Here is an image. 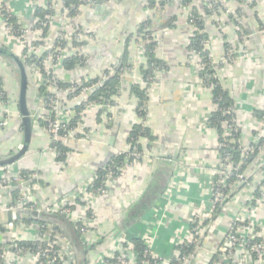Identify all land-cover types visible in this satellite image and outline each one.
Wrapping results in <instances>:
<instances>
[{"label":"crops","instance_id":"0c3cea01","mask_svg":"<svg viewBox=\"0 0 264 264\" xmlns=\"http://www.w3.org/2000/svg\"><path fill=\"white\" fill-rule=\"evenodd\" d=\"M215 1L231 12L230 15L221 10L216 16L205 17L208 46L216 61L215 78L233 98L242 135L250 137L257 134L253 114L264 104V0ZM53 3L54 0H0V5L16 20L18 29L24 31L26 43L36 41L33 29L38 19L35 11L49 6L55 9V14L48 22L45 42H54L61 30L71 33L75 28L90 36L67 54L84 55L87 58L84 66H76L70 71L60 64L53 68L59 82H80L102 76L126 57L132 67L121 77L116 105L108 108L110 115L99 116L103 107L89 105L76 128L61 137L60 141L69 148L64 162L58 159L56 149L51 146V134L41 123L42 118L49 121L51 111L42 100L48 96L40 95L38 91L46 79L39 77L34 68H27L28 104L29 108H36L37 113L33 117V133L26 155L14 164L0 166V224L7 228L3 209L14 201L15 191L20 194V186L7 188L2 185L3 176L21 172L30 177L32 202L42 212H56L60 202L76 205V199L83 197L78 191L85 184H91L97 171L105 168L119 151L127 149L132 128L141 122L138 99L132 94L131 86L142 82L140 66L147 61L145 49L149 42L136 32L141 23L152 17L159 21L155 28L162 27L156 32L154 28L153 37L162 39L156 48V56L165 67L156 73V81L148 90L147 115L143 124L149 136L139 139L143 157L135 166H126L118 176L109 179L104 195L88 194V204L77 205L69 219L74 222L86 217L89 207L96 214L89 237L94 244L101 242V245L90 252V264H97L103 253L130 254L124 244H130L133 237L143 239L157 257L174 256L178 254L176 247L180 242L191 238L194 218L209 205L221 161L218 150L221 135L210 122L217 110L213 90L203 83L198 60H190L193 52L190 40L196 27L189 21V15L193 10L203 13L205 5L199 0H104L96 9V0H84L71 15L69 9L61 8L59 3L55 8ZM161 21L172 22L173 27L166 28ZM164 31L168 33L165 37L162 36ZM245 37L247 45H243ZM24 44L20 38L7 34L0 21L1 47L21 58ZM228 48L235 49L239 55L232 63L226 61ZM46 92L57 96L60 104L69 111H60L65 122L77 116L75 107L87 98V93L69 98L68 92L57 90L52 84L47 86ZM0 93L1 160L20 149L24 134L19 111V75L1 56ZM260 157L250 165V173L260 169ZM252 176L253 180L255 174ZM152 193L157 194L152 208L141 213L139 219L136 213L134 217L141 200ZM247 194L233 196L228 206L238 210L246 203ZM231 218L219 226L216 220L207 224L204 235L193 244L196 247L190 264H226L220 248ZM256 219L258 229L264 227L263 205L256 208ZM23 221L17 222L19 225L9 232H0V243L38 240L40 230L26 223L29 225L27 230ZM47 236L46 232L44 239ZM259 240L264 244V237ZM71 250L75 252L72 244ZM233 262L256 264L251 253L243 247L236 248ZM11 264H36V259L32 254H25Z\"/></svg>","mask_w":264,"mask_h":264},{"label":"built area","instance_id":"2783aa9c","mask_svg":"<svg viewBox=\"0 0 264 264\" xmlns=\"http://www.w3.org/2000/svg\"><path fill=\"white\" fill-rule=\"evenodd\" d=\"M54 1L55 3H53V7L56 8L58 3L57 0ZM58 1L62 3L63 0ZM199 2H201L202 5H205L210 10L211 16H216L218 10H223L231 15L230 10L225 5L216 7L217 2L215 0H199ZM51 17L52 15L47 17L49 21ZM10 18L11 14L8 12V10L3 5H0V21L3 23V27L6 33L9 35H14L18 39L20 38V40L25 43L24 49L26 48V46L29 47V56L35 55L36 57H40L36 55L38 50L44 51V56L41 57L40 62H38L42 65L41 68L37 69L38 63H35L33 65L35 66L34 69L37 73L40 74L38 75L39 77L45 78L49 84L54 85L57 90H60L57 88L59 79L57 75L53 74V68L58 64L62 65L63 60L67 56H69L67 54H69L71 51H73V49H75L74 43H84L85 40L88 39L90 36H88L79 28H75L71 33L64 32L61 30L57 39L54 42L39 43L37 46H35L31 44L30 41L29 43H26L28 42V40L25 38V34L23 33L24 31H14L13 25L9 23ZM192 22L193 21H191V23ZM36 23L40 27L34 29L35 40H44L42 39L41 26H46V23H44L40 19H38ZM167 34V31H164L162 36L165 37ZM244 39L245 40L243 45H247L245 44L247 43V38L245 37ZM156 41H158L159 45L162 39H158ZM204 47L205 50L208 52V58L211 60L213 65H216L214 54L210 52L208 42H205ZM225 54L227 59L226 61L231 63L234 62L239 56L238 52L232 48H228ZM21 60L24 65L29 68L26 64V59L22 58ZM190 60H198L200 71H203L207 68L205 61L201 57L200 53L197 51L192 52V54L190 55ZM130 69L128 68L125 71H131ZM41 70L43 72H41ZM99 86H102L101 81H98L97 83L92 84L88 87H84L81 90L80 95L82 96L83 94L92 92L96 87ZM61 90H64L69 93L71 91H74L75 89L68 88ZM47 99H50V96L46 97V99L44 96L42 100L46 102ZM92 104L100 105L98 103L93 102L88 104L87 107ZM51 105L53 106L54 110L49 111L50 118L48 130L51 134L52 141L56 142L60 141L61 137H64L60 136V132L63 129V123L65 122L60 111L62 110L66 113H68L69 111L64 108L65 105L60 104V101L58 100L57 96L51 99ZM100 106L103 107L102 105ZM60 107L62 109H60ZM236 111L237 110L234 107L223 112V115L227 116V118L222 121L224 131L223 135L225 137H232L234 134L240 132L241 130L237 122ZM253 115L257 122V134H254L250 137H244L243 135H241L231 140L232 145L240 151L239 160H234L232 158V154L230 153H221V149L226 148L228 146V143L219 142L218 150L221 156V161L219 170H217L216 172L214 184L212 186V195L209 205L205 210L201 212V215L199 217H195L199 221L198 225L193 228V233L189 241L180 242V244L182 245H193L197 243L199 241V238L205 233V230L207 228V221L211 219L216 209L220 207L219 215L216 218L217 226L225 222L227 218L232 217L230 221L231 223L229 230L227 231L223 244L220 248V252L224 256L226 264L234 263L233 260L237 247H243L245 250L249 251L251 255L254 256V261L256 262V264H264V244L263 242L259 241L260 238L264 237V227L260 226L262 228L258 229L259 225H257L256 219V208L261 205L264 206V142H262L261 140V138H264V104L260 109V114L256 115L254 113ZM140 120L141 122H139V124L144 125L143 116L140 117ZM139 141L140 140L128 143L126 150H121L118 152L117 155H124L122 164L112 161L108 166L105 167L106 173L103 178V187L94 190V192L90 193L88 192L90 184H85L80 189V191H78V194H82L85 201L88 194H94L96 196L104 195L107 191L106 184L109 179L122 172V170L126 166H135L141 161L143 157V152L139 148ZM256 153L257 157L261 156L260 158L262 159L260 169L250 173L249 166L245 172L242 171V168L246 163L247 157ZM253 173L255 174V177L253 180H250V178H253ZM231 177H233L235 180L230 182L229 180ZM247 177L250 178L247 179ZM29 181L30 177L24 176L21 172L11 175L9 177H2L1 183L4 187L10 188L12 186H20V194L16 196V198L11 204H8V206L3 209V212H7L9 210L15 212L17 209H31L36 210L38 212H42L32 202L30 188L28 185ZM236 188H240L237 191L236 195L239 194L241 196L245 192L248 194L246 195V203H244L238 210H233L228 206L227 195H225L224 193L225 191L230 193L236 190ZM56 212L65 215L66 218L69 219L71 218L70 216L73 211L70 208L66 207V205H64L62 202H60L58 204V209ZM87 213L90 214H88L86 217L79 218L74 222L72 221V223L74 224V226L75 224H78L77 232L83 243L92 245L94 244V242L89 237L90 226L95 220L96 214L92 207L88 208ZM20 221L23 220H14L11 223L8 222V224H6V230L8 232L10 230H13L16 227V224L19 225V223L17 222ZM30 224L35 225L41 232L39 239L37 240L38 242L34 243L32 247H30L29 245H19L16 242L3 244L4 246L2 247V249H0V264H11L12 262H17L25 254H32L36 259V264H76L75 256L73 255L71 247L69 246V243L67 242L66 238L64 236L59 235L58 232L54 230L53 226H45L39 223L38 221H31ZM26 229L29 230V225L27 224ZM46 232L48 233V236L47 239H44V234ZM45 242L46 246H44ZM128 250L130 251V254H126L124 252L103 253L102 257L100 258L97 264H112L109 263L110 259H117V263L115 264H136L138 260V255L131 248V246L128 248ZM117 254L120 255L117 256ZM151 254L154 261L147 262L146 264H172L174 259H178L177 264H190V261L193 257L192 255L182 256L180 251H178V254L166 259H162L160 257L155 256L153 252ZM240 264L244 263L242 262Z\"/></svg>","mask_w":264,"mask_h":264},{"label":"trees","instance_id":"16d2710c","mask_svg":"<svg viewBox=\"0 0 264 264\" xmlns=\"http://www.w3.org/2000/svg\"><path fill=\"white\" fill-rule=\"evenodd\" d=\"M188 2H191L192 0H186ZM84 0H63L62 3L58 2L60 4L61 8H66L70 10V14L73 15L75 8L80 7L83 4ZM220 4L217 2L216 7H219ZM50 7V6H49ZM43 9V8H38L35 11V17L37 19L42 20L44 23H46V26H41L42 30V39L44 40H39V41H33V45H37L39 43H46L45 42V37L47 35V31L49 28V20L48 16L54 15L55 14V9ZM240 11V8L238 9ZM221 10H218L217 13H219ZM211 14L210 10L204 6V12L201 13L198 10H193L192 13L189 15V21H193L192 24L196 27L194 36L190 40V49L192 51H197L200 53L201 57L205 61L207 68L200 73V77L206 85H209L211 89L213 90V97L214 101L217 105V110L214 113L212 119H211V124L218 128L219 133L221 135L220 137V142L228 143V146L226 148L221 149V153H230L232 154V158L234 160H239L240 158V151L237 150L233 145H232V139L237 138L242 135V132L234 134L232 137H225L223 134V125L222 121L227 118V116L223 115V112L225 110H229L235 107L233 98L230 96L229 92L223 88V86L218 82V80L215 78V65L212 64L211 60L208 58V52L205 50L204 44L205 42H208L209 37L207 33L205 32V17L209 16ZM164 21V20H163ZM156 22L155 19L152 17H148L143 23H141L138 27V30L136 32L137 35L144 36L148 38L149 42L146 46L145 49V54L147 57V61L140 66V72H141V77H142V82L141 83H135L131 86V92L132 94L138 99V113L143 116L144 118L147 115V105H148V90L149 87L151 86L152 83L156 81V73L164 69L165 64L162 60L158 59L156 56V48L158 46V41H156L153 37L155 34L154 28L156 27ZM9 23H11L14 27L15 32L22 31V29H18V25L16 23V20L11 17L9 19ZM217 23V22H216ZM219 23V22H218ZM161 24L164 25L166 28H171L173 27L172 22H162ZM40 27L39 25L36 24L34 29ZM33 29V30H34ZM84 43H74V46H80ZM45 54V53H44ZM42 53L41 55H38L40 57H36L35 55L29 56L28 54V47L23 50L22 52V57L26 59V64L27 66L31 69L33 68V65L35 63L40 62L41 57L44 56ZM87 61V58L84 55H79L78 53H73L70 56H67L63 62H62V67L67 70H73L76 66H84ZM41 64L38 63L37 69L41 68ZM132 67V64H130L127 60V57L124 59H121L118 65H116L115 68L112 70L108 69L102 76H97L93 79L90 80H82L80 82H59L58 83V89H68V88H74V91H71L68 93L69 98H73L75 96H79L81 90L84 87H88L92 84L97 83L98 81L102 82V86L96 87L92 92H88L86 94V99L78 106L75 107V111L77 112V116L74 118H71L68 122L63 123V129L60 132V136H65L68 135L69 132H71L73 129L76 128L77 124L81 122L82 114L86 110V107L90 103H98L103 106L101 110H99V116L102 114H107L108 113V108L113 107L116 105L115 98L119 96L120 94V81L123 73L125 72L126 69H130ZM41 72H43L41 70ZM105 75V76H104ZM104 76V77H103ZM50 85L47 81L42 82V85L39 87V93L50 96V99H47L45 102V106L47 109H53V106L51 105V99H53L54 94H50L46 92L47 86ZM142 108V110H141ZM256 115L260 114V111L254 112ZM46 118L41 119V123L43 126L48 128L49 121L45 120ZM149 136V131L148 129L142 125V124H137L135 125L128 138V143L135 142L139 140V138L143 137H148ZM262 142H264V138H261ZM52 148L56 149L58 153V159L62 162L66 160L67 154L69 153V148L65 145L62 144L60 141H56L51 143ZM140 150V144H139ZM123 158L124 155H116L113 157L112 161L117 162L122 164L123 163ZM257 159V153L253 154L251 156L247 157L246 163L242 168V171H246L247 168L254 162V160ZM111 161V162H112ZM110 164V163H109ZM108 164V165H109ZM107 165V166H108ZM105 168H100L96 175L95 179L92 181V183L89 185L88 192H94V190L100 189L103 187V178L105 176ZM121 173V172H120ZM119 173V174H120ZM117 174L116 176H118ZM250 177H247L249 179ZM235 179L233 177L230 178V182L234 181ZM250 180H252L250 178ZM241 188V187H240ZM240 188H236V190L228 193L225 191V195H227V202L232 198L233 195H236L237 191ZM14 195L17 196V192H14ZM156 193H152V195H148L146 198L142 199L139 204V208H136L134 211V217L135 213L137 215V218L140 216L141 213H146L152 208V205L154 201L156 200L157 196ZM77 197V196H76ZM88 204L87 201L84 200L83 197H78L76 199V205H66V207L70 208L72 211H74L77 207V205H84L86 206ZM219 209L218 207L214 214L212 215L211 219L207 221V224L212 221L216 220L217 216L219 215ZM47 216L45 218L40 219L38 222L45 225V226H52V224L57 221V219H60L61 217H66L65 215H62L57 212L53 211H47L46 212ZM90 214V213H88ZM139 219V218H138ZM198 219L195 218L192 221V227L195 228L198 225ZM25 223H31V221H24ZM78 224H75V229L77 230ZM6 231V228H4L3 224H0V232L4 233ZM57 232L62 234L65 238H67V242L69 243V246L71 247V243L68 240V234L66 230L62 229L61 227L57 229ZM261 241V240H259ZM37 240H31V241H18L19 245H26L32 247L34 243H37ZM262 242V241H261ZM84 244L85 252H86V257L87 261L86 264H90L89 260V254L91 251L96 250L99 245H101V242H97L95 244L89 245L86 243ZM223 244V243H222ZM4 245L0 243V249H2ZM44 246H46V242L44 243ZM131 248L136 252L138 255V260L136 264H146L147 262H153L154 259L152 258V252L151 249L146 245L145 241L141 238H136L133 237L130 240V244H124L125 248ZM35 247V246H34ZM33 247V248H34ZM195 245H185V244H179L176 247V250L180 251L182 256L185 255H193L195 251ZM72 251V250H71ZM73 255L75 256L76 259V264L78 262V259H80V256L73 252ZM120 254H117L119 256ZM254 258V256H253ZM109 260V259H108ZM109 263L115 264L117 263V259H110ZM178 259H174L172 264H177Z\"/></svg>","mask_w":264,"mask_h":264},{"label":"water","instance_id":"95a60500","mask_svg":"<svg viewBox=\"0 0 264 264\" xmlns=\"http://www.w3.org/2000/svg\"><path fill=\"white\" fill-rule=\"evenodd\" d=\"M7 1V0H5ZM104 0H96L94 7L99 9L102 6ZM107 2H113L117 0H105ZM119 1V0H118ZM162 30V27L155 28V32ZM0 56L9 62L17 71L20 81V95H19V111L22 116V124L24 129L23 142L20 149L16 152L0 160V166L11 165L19 160H21L29 150V145L33 133V117L37 113L36 108H29L28 104V85H29V75L28 69L19 58L17 54L13 51L0 46ZM35 66H33L34 68ZM47 214L45 212H38L31 209H17L15 212L9 210L6 212V220L11 223L14 220H24V221H39L45 218ZM53 227L57 230L60 227L66 230L68 234V239L72 244L76 254L80 256L77 264H86L87 257L84 248L83 241L81 240L74 224L68 218L61 217L57 219L53 224Z\"/></svg>","mask_w":264,"mask_h":264},{"label":"rangeland","instance_id":"374dc122","mask_svg":"<svg viewBox=\"0 0 264 264\" xmlns=\"http://www.w3.org/2000/svg\"><path fill=\"white\" fill-rule=\"evenodd\" d=\"M136 35H137V34H136ZM26 39H27V38H26ZM37 53H38V55H41L42 53L44 54V51H43V50H42V51H38ZM30 56H32V55H30ZM19 58H20V57H19ZM21 58H23L22 55H21ZM21 58H20V59H21ZM34 106H35V104H34ZM230 221H231V219H230Z\"/></svg>","mask_w":264,"mask_h":264}]
</instances>
